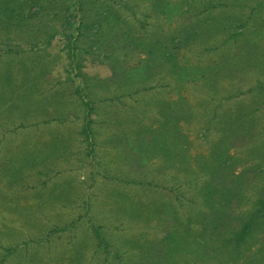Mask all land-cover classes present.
<instances>
[{
    "label": "rangeland",
    "instance_id": "obj_1",
    "mask_svg": "<svg viewBox=\"0 0 264 264\" xmlns=\"http://www.w3.org/2000/svg\"><path fill=\"white\" fill-rule=\"evenodd\" d=\"M263 188L264 0H0V264H264Z\"/></svg>",
    "mask_w": 264,
    "mask_h": 264
},
{
    "label": "trees",
    "instance_id": "obj_2",
    "mask_svg": "<svg viewBox=\"0 0 264 264\" xmlns=\"http://www.w3.org/2000/svg\"><path fill=\"white\" fill-rule=\"evenodd\" d=\"M247 122V121H246ZM217 168H220L219 169V179H220V181L222 182L223 180H225V178L227 177L226 176V167L225 166H223L222 164L219 166L218 165V167ZM218 170V169H217ZM207 181H208V179H207ZM200 188L203 190H205V188L204 187H201L200 186ZM209 190H210V187H209ZM220 191H222V193L224 194V193H226V190H227V188L226 189H223V188H220L219 189ZM213 191V193L215 194H217V195H219L218 193H219V191L217 190V189H215V191H214V189L212 190ZM212 191H210L211 192V195H212ZM263 196L258 200L259 202H260V204H259V207L255 210H252L251 212H250V216L246 219V220H244V221H242L241 222V225H240V227H239V229H238V231H236V233H235V237H234V240L235 241H237V242H239L240 240H242L244 237H245V235L248 233L249 234V232H250V230L253 228V226L254 225H256V223L258 222V220H259V216H260V214L264 211V188H263ZM207 193V192H206ZM208 194V193H207ZM209 195V194H208ZM210 196V195H209ZM214 214H215V212H214ZM209 219H211V223L212 222H214V219L212 218V217H210ZM209 227V226H208ZM210 227H212L211 225H210ZM214 227V226H213Z\"/></svg>",
    "mask_w": 264,
    "mask_h": 264
}]
</instances>
